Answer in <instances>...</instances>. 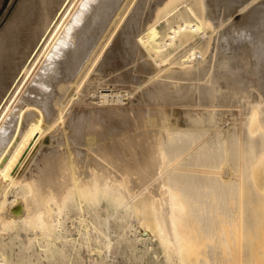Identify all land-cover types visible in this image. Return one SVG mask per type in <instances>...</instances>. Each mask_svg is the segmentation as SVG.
<instances>
[{
	"label": "bare ground",
	"instance_id": "obj_1",
	"mask_svg": "<svg viewBox=\"0 0 264 264\" xmlns=\"http://www.w3.org/2000/svg\"><path fill=\"white\" fill-rule=\"evenodd\" d=\"M133 1L21 0L0 30V264H65L73 233L264 261V0Z\"/></svg>",
	"mask_w": 264,
	"mask_h": 264
},
{
	"label": "rangeland",
	"instance_id": "obj_2",
	"mask_svg": "<svg viewBox=\"0 0 264 264\" xmlns=\"http://www.w3.org/2000/svg\"><path fill=\"white\" fill-rule=\"evenodd\" d=\"M20 1L21 0H1V2H0V30L4 27V25L6 24V22L9 20V18L12 16V14L15 12V10L17 9V7H18V5H19V3H20ZM133 4H131L132 5V7L134 6V3H135V0L132 2ZM130 5V6H131ZM132 7H130V8H132ZM128 13V12H127ZM242 14L243 13H240V12H237L236 14H235V17H234V22H236V23H241L242 22ZM123 22H124V19H123ZM123 22H121V24L119 25V26H122V24H123ZM118 30H119V28H117V29H114V31H113V33H114V35L112 36V39H111V41H109L108 43H109V45H108V43H107V45L106 46H108V47H103L105 50H103V48H102V50H100V52H101V54H100V56H99V61H98V59L96 60V61H98V62H96L95 61V63H94V65H98V63L101 61V58H103L104 56H105V52H107V50L110 48V43H112V41H113V39H114V37L116 36V34H117V32H118ZM103 52V53H102ZM104 54V55H103ZM97 63V64H96ZM92 66V68H91V70L92 69H94V70H90L89 71V76H87V78L84 80V82L85 81H89V79H90V77H92L93 75H95L96 74V70H95V67H97V66ZM95 71V73L93 74V72ZM91 72V73H90ZM89 78V79H88ZM107 77L106 78H104L103 79V81L105 82V81H107ZM86 82V83H87ZM84 84V83H83ZM116 86V87H115ZM120 87V85L118 86V85H115V84H111L110 82L109 83H106V88L105 89H110V91L113 89V90H120V91H125L126 90V88H125V90H124V87H120L119 89L118 88ZM130 98L128 97V96H125L124 97V100H123V102H124V104H126L127 106L128 105H130ZM174 115L175 116H177V114L176 113H174ZM222 170H223V168H222ZM226 170V168L224 167V171ZM258 173V175H257V184H258V188H261L262 187V184H263V180H262V175H261V173H260V171H258L257 172ZM229 176L228 175H224L222 178H223V180H227V178H228ZM261 186V187H260ZM261 191V190H260ZM73 217H71V218H67L66 219V223H65V225L66 226H68V228H71V229H73L74 227H75V225H73ZM76 234L75 233H73V235L72 236H70V238H72V241L74 242L75 241V245H76V247H77V251L76 252H74L73 254H72V256H71V258L72 259H70L71 261H69V260H66L65 261V264H74L75 263V258L76 257H83V260H82V264H99V263H101V264H134V263H136V261L135 260H131V262L129 261L130 260V256L129 255H127V254H129L128 252H127V254H124L125 252H126V250H127V248H126V245L125 244H122V243H120V245H119V243H118V241L116 240V236L112 233L111 234V236L113 237V239H112V247L110 248V250H111V252H110V250L109 249H106L105 247H102L103 248V250H101L100 248L98 249V248H96V247H99V242L98 241H96L97 240V238H95V237H93V239H91L90 240V244L88 243V245L89 246H87V243H81V241H79V240H77V235L75 236ZM95 235V234H94ZM129 236H131L132 237V235H131V233H129ZM111 237V238H112ZM96 239V240H95ZM115 239V240H114ZM93 240V241H92ZM96 241V242H95ZM114 241H116L115 243H114ZM94 242V243H93ZM80 243V244H79ZM93 243V244H92ZM118 243V244H117ZM79 244V245H78ZM92 244V245H91ZM121 244H122V246H121ZM114 245V246H113ZM85 246V247H84ZM93 246L95 247V250L94 251H92V250H90V249H92L93 248ZM118 246V247H117ZM121 246V247H120ZM124 246V247H123ZM89 249H88V248ZM92 247V248H91ZM80 248L82 249V250H80ZM122 248V249H121ZM79 249V250H78ZM94 249V248H93ZM90 250V251H89ZM107 250H108V252H107ZM236 250L237 251H239L240 250V248H239V246L236 248ZM79 251V252H78ZM81 251V252H80ZM99 251H100V253H99ZM90 252H92V253H90ZM124 252V253H123ZM76 253H78V254H76ZM122 253V254H121ZM75 254V255H74ZM80 254V255H79ZM82 254V255H81ZM93 254V255H92ZM77 255V256H76ZM127 256V257H126ZM44 257H45V259H44ZM75 257V258H74ZM128 257H129V259H128ZM43 258V259H42ZM46 259H48L45 255L44 256H42L41 257V264H49V259L48 260H46ZM74 259V260H73ZM95 259H96V261L98 260V262H96L95 261ZM95 261V263H93L94 261ZM69 261V262H68ZM68 262V263H67ZM138 263V262H137ZM136 263V264H137ZM138 264H140V263H138ZM262 264H264V261H263V258H262Z\"/></svg>",
	"mask_w": 264,
	"mask_h": 264
}]
</instances>
